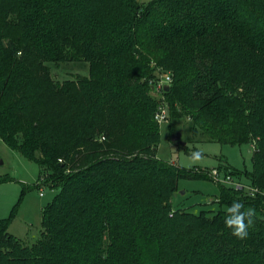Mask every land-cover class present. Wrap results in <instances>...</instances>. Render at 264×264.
<instances>
[{"label":"trees","instance_id":"obj_1","mask_svg":"<svg viewBox=\"0 0 264 264\" xmlns=\"http://www.w3.org/2000/svg\"><path fill=\"white\" fill-rule=\"evenodd\" d=\"M80 62L88 76L52 79ZM158 70L171 122L253 145L254 196L218 186L217 212L173 211L180 179H210L156 158ZM0 141L58 189L32 245L0 220V264H264V0H0ZM233 201L255 210L244 240Z\"/></svg>","mask_w":264,"mask_h":264},{"label":"rangeland","instance_id":"obj_2","mask_svg":"<svg viewBox=\"0 0 264 264\" xmlns=\"http://www.w3.org/2000/svg\"><path fill=\"white\" fill-rule=\"evenodd\" d=\"M148 1L150 0H143L144 3ZM48 65L55 82L61 83L76 76H88V64L84 62ZM159 73L165 72L158 70L157 75ZM150 84H155L154 80H151ZM152 97L158 99L155 92ZM158 126L160 143L156 158L168 163L167 165L182 175L196 173L210 179V181L180 179L177 183V192L171 198L173 211L189 210L197 214L200 211L219 210L218 186L229 187L216 184L209 176L214 169L221 172L232 169L241 171V175H233L236 180L247 188L255 189L246 178V174L252 169L251 156L254 150L252 144L232 147L194 140L189 132V120L184 119L172 122L169 120L168 123ZM177 135L179 139L176 140ZM197 150L202 153L203 158L194 164L188 156ZM39 171L35 163L12 151L0 141V178L10 179L0 184V220L11 217L8 232L25 245H32L39 239L41 211L58 192V189H51L46 184L48 181L46 177L39 178ZM240 191L246 194L245 191Z\"/></svg>","mask_w":264,"mask_h":264},{"label":"built area","instance_id":"obj_3","mask_svg":"<svg viewBox=\"0 0 264 264\" xmlns=\"http://www.w3.org/2000/svg\"><path fill=\"white\" fill-rule=\"evenodd\" d=\"M157 77H158L157 80L154 81L155 84L152 85V90L157 94V98H158L153 119L155 123L160 125L162 123H168L169 121V110L164 97V92H165L164 88L166 86L169 87L172 80L170 75L165 73L158 74ZM209 176L213 178L216 184L227 186L234 190L245 191V193L249 196H254V194L258 192L257 189H251L250 187L247 188L240 181L236 180V178L233 175H231L228 170L225 172H221L218 171L217 169H214L209 173ZM41 195L42 194H40V196Z\"/></svg>","mask_w":264,"mask_h":264},{"label":"clouds","instance_id":"obj_4","mask_svg":"<svg viewBox=\"0 0 264 264\" xmlns=\"http://www.w3.org/2000/svg\"><path fill=\"white\" fill-rule=\"evenodd\" d=\"M202 158V153L198 150L191 152L188 156V159L194 164ZM254 217V209L245 208V205L240 201H233L225 209L224 225L230 230V234L233 237L244 240L249 235V229L254 225Z\"/></svg>","mask_w":264,"mask_h":264},{"label":"water","instance_id":"obj_5","mask_svg":"<svg viewBox=\"0 0 264 264\" xmlns=\"http://www.w3.org/2000/svg\"><path fill=\"white\" fill-rule=\"evenodd\" d=\"M168 89H169V87L166 86V87L164 88V91H168ZM177 139H179V135H177L176 140H177Z\"/></svg>","mask_w":264,"mask_h":264},{"label":"crops","instance_id":"obj_6","mask_svg":"<svg viewBox=\"0 0 264 264\" xmlns=\"http://www.w3.org/2000/svg\"><path fill=\"white\" fill-rule=\"evenodd\" d=\"M9 230V229H8Z\"/></svg>","mask_w":264,"mask_h":264}]
</instances>
